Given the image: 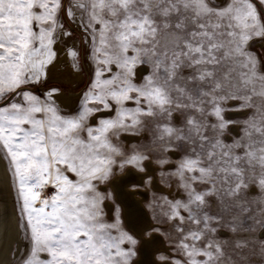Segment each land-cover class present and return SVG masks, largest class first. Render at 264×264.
<instances>
[{"label": "snow or ice", "instance_id": "obj_1", "mask_svg": "<svg viewBox=\"0 0 264 264\" xmlns=\"http://www.w3.org/2000/svg\"><path fill=\"white\" fill-rule=\"evenodd\" d=\"M77 10L96 68L79 108L62 114L58 88L43 99L31 89L47 78L57 39H71L61 20L76 19ZM257 41H264V0H0V152L15 178L17 227L28 242L22 254L17 249L18 264H132L137 240L106 217L100 185L118 161L123 168L148 158L125 155L114 142L145 117L163 118L160 140L188 145L177 167L188 199L169 202L166 213L177 222L182 258L161 255V264H229L224 246L208 237L223 226L222 215L208 214L209 200L250 215L252 201L242 194L258 189L264 228V55L253 51ZM74 47L67 56L78 70ZM144 65L151 70L142 68L148 74L138 80ZM230 102L251 115L228 144ZM101 111L115 115L96 121ZM174 112L183 128L171 124ZM181 209L203 227L185 232ZM249 245L264 257V232L239 237L233 251Z\"/></svg>", "mask_w": 264, "mask_h": 264}, {"label": "rangeland", "instance_id": "obj_2", "mask_svg": "<svg viewBox=\"0 0 264 264\" xmlns=\"http://www.w3.org/2000/svg\"><path fill=\"white\" fill-rule=\"evenodd\" d=\"M86 20V18H85ZM61 23L64 24V31L71 33V39L68 36H60L57 39V43L53 46L57 51V58L53 62H58L55 67V73H69V75L63 77L60 80L52 79L49 77V73H51V65L48 66L47 78L43 80L40 84L36 85L34 89V93L37 96H40L43 99L44 94L47 93L50 88L56 87L63 94H68L71 96L75 95V101L72 103L66 104L61 97L56 95L55 102L62 110V114H72L74 111L79 108L80 102L83 98V94L88 91L91 80L94 75V71L96 68L95 61L92 58V44L91 37L89 32L85 30L82 23H80V13L77 10L76 19H72L71 17L62 18ZM79 52V69H74L72 67V58L67 56V49L73 48ZM253 51L257 53V55H264V41H257L253 46ZM151 70L150 65H144ZM116 69L113 66V72ZM138 74V73H137ZM141 74L147 75V72H142ZM140 75H137V79L139 80ZM107 75V74H106ZM259 103V101H257ZM65 105V106H64ZM70 105V106H69ZM69 106V107H68ZM127 107L134 108L135 104L132 102H128L126 104ZM234 112L232 115L229 113ZM115 115L114 111H101L95 115V120L98 121L102 118H110ZM229 118L234 121V125L236 126V130L232 129L228 130L225 133L226 137H231V139H225V143L230 144L233 139H239V135L241 133V126L245 119L251 115V111L248 109H240L239 106L230 102V109L228 112ZM92 117L89 118L88 123H92ZM144 123L138 129H130L128 131L122 132L118 139L114 138V142L117 143L125 155H131L133 151L139 152L143 155H146L148 158L143 160L140 166L134 165H125L123 168L119 167V161L116 166L113 167V172L109 177L108 181L100 185V189L106 193L108 199L104 201V212L106 217L111 221L112 219H118L120 227L128 232L130 235H133L137 240V244L134 246L135 255L132 257V264H135V260L139 254V244L140 238L136 236L131 230L125 225L123 219V210L120 202L117 201L114 191L109 185L111 180L117 175L123 173L127 168L133 167L139 171H143L147 169V163L152 164L155 167L156 177L162 185L161 187L152 188L151 182L153 178V174L150 173L147 175L141 186L142 188H147V196L143 200V204L148 210L154 225L152 227L145 230V235H150L155 232L156 234L162 236L169 247V252H163V250L157 251L155 254V258L160 261V256H171L175 259H181L182 253L177 251L179 233L177 228L174 226L177 222L168 218L170 215V206L169 202L174 200H181L183 202H187V193L181 187L180 178L177 174V167L181 163L182 159L186 156L188 149V145L183 144L180 141H175L174 139L169 142L167 137L164 140H160V133L156 129L157 121H163L162 117L157 118H149L145 117ZM214 117L210 118L206 121V123H212L214 121ZM171 124L177 128L184 127V117L180 113H173ZM212 133L209 132V135ZM127 137V138H126ZM2 155L6 168L9 172L10 177V185L11 192L14 201V208L17 214V224L20 216L19 204H18V192L15 186V178L13 177L12 171L10 169L9 160L5 158L4 153L0 152ZM163 161V163L161 162ZM150 162V163H149ZM123 171V172H122ZM185 175H189L185 173ZM105 186V187H104ZM137 186L136 184H132L131 187ZM198 191L202 190V186L197 188ZM246 195V199L252 201L249 207L252 209L251 214L241 213L238 209L231 211H223L222 208L217 207V205L212 203V200H209L208 205V214H218L223 216L222 225L216 224L215 232H211L208 234L209 239H213L224 246L226 251V256L229 258V264H232V261H239L241 258H244L245 264H264V257H262L259 253V248L253 249L251 245H249L248 249L241 251L237 249L235 252L233 248L235 246V242L239 237H248L249 239L254 238L259 239L261 237V227H259L258 221L261 219L260 215V206L258 201L262 198L260 191L257 189L254 192H249ZM218 199V197L216 198ZM111 203V209L108 211L106 207V203ZM229 208L231 207V200L227 202ZM181 214L185 216V221L183 223V227L185 232L187 230L192 229L195 230L197 227H203V225L197 226L196 224L187 220V212L183 209L180 210ZM166 213L168 215H166ZM234 224L241 225V231L238 233H234L231 231V227ZM252 228L253 233H248L244 231V229ZM19 234L21 236V242L19 246V251L22 254L26 250V246L28 242L23 239V232L19 229ZM115 235V230L113 231ZM131 247V246H130ZM15 249V247H14ZM13 250V248H12ZM237 252L239 255H237ZM17 250L12 251V260L9 264H18L20 256L16 254Z\"/></svg>", "mask_w": 264, "mask_h": 264}, {"label": "bare ground", "instance_id": "obj_3", "mask_svg": "<svg viewBox=\"0 0 264 264\" xmlns=\"http://www.w3.org/2000/svg\"><path fill=\"white\" fill-rule=\"evenodd\" d=\"M57 63L56 61L51 65L49 77L60 80L69 75V73H55L54 70ZM142 68L146 67L141 66V71H138L137 75L142 73ZM58 96L61 97L66 104L75 101V95L71 96L59 92ZM233 113L234 112L229 114L232 115ZM232 130H236L235 125ZM150 173L153 174L152 181H150L152 188L161 187L162 185H160L155 174V167L148 163L146 170L139 171L133 167H129L123 173L117 174L109 183L117 201L120 202L122 206L125 225L132 233L140 238L138 247L139 254L135 260V264H161V261L155 258L156 252L160 250H163V252L166 251L167 253L169 252V247L162 236L155 232L150 235H145V230L152 227L154 222L143 204L148 190L140 186L144 178ZM132 184H136L137 186L131 187ZM111 206L110 202L106 203L108 211H110ZM262 232H264V228L261 229V233ZM20 242L21 236L17 227V214L14 208L9 172L0 154V264H9L11 262L12 251L19 248Z\"/></svg>", "mask_w": 264, "mask_h": 264}]
</instances>
